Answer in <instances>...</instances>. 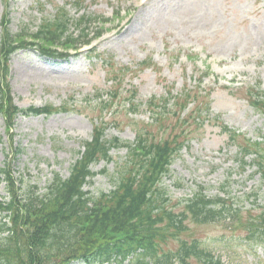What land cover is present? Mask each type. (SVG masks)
<instances>
[{"label": "rangeland", "instance_id": "obj_1", "mask_svg": "<svg viewBox=\"0 0 264 264\" xmlns=\"http://www.w3.org/2000/svg\"><path fill=\"white\" fill-rule=\"evenodd\" d=\"M67 1L72 0H9L12 31L16 34L25 26L34 31L44 17H52ZM139 1L85 0L80 8L68 6L72 16L79 10L112 20L106 28L114 29V35L99 43L96 50L99 55L78 54L65 60L47 58L33 49L13 54L10 83L16 103L42 106L70 100L81 111L19 116L14 137L22 150L13 162L15 176H24L31 185H38L39 193L46 190L56 173L64 178L69 176L70 167L82 150L81 140L92 136L95 117L99 114L94 109L97 92L107 97L118 88L119 101L137 93L134 100L142 102L140 113L133 115V119L123 110L108 116L115 122L107 130L109 138L119 136L134 141L138 130L152 121V112L146 106L148 100L152 96L166 97L170 91L176 95L188 86L201 92L199 100L181 117L198 105L211 108L205 111L208 116H201L200 111L194 113L207 121L199 128L191 126L189 141L163 180L162 186L171 197L167 205L181 211L185 202L178 204L179 199L191 197L203 185L209 197L225 196L228 192L240 196L244 192H256L258 197L246 200L245 196L239 201L243 209L257 207L252 212L259 214L264 205V183L260 174L251 176L255 166L242 169L238 146L229 143L222 125L227 124L253 138L264 135V114L250 104L247 95L250 86L264 90V0H150L146 5ZM5 5V0H0V20ZM115 11L120 12V18H114ZM101 26L100 20L93 23L91 35ZM149 56L161 67L160 71L156 67H137ZM189 56H197L195 63L200 70L209 69L203 80L195 64L187 59ZM126 65L131 66L129 71ZM118 75L122 79L120 83L114 79ZM224 84L229 87H222ZM85 97L94 99L88 101ZM87 102L94 108L86 105ZM175 122L176 118L169 124ZM152 131L157 133L158 128L154 126ZM0 134L4 136L0 140L2 165L7 157L3 148L8 145L2 115ZM169 134L170 129L161 135ZM126 153L125 148L113 150L114 160L96 163L93 170L97 174L85 189L95 196L112 190ZM2 197H7V191L0 174ZM187 221L191 230L183 237L192 238L195 232L226 264H264V245L248 242L247 224L233 229L229 228V221L211 225ZM178 246L179 240L172 239L166 248L175 251ZM194 264L197 263L194 261Z\"/></svg>", "mask_w": 264, "mask_h": 264}, {"label": "trees", "instance_id": "obj_2", "mask_svg": "<svg viewBox=\"0 0 264 264\" xmlns=\"http://www.w3.org/2000/svg\"><path fill=\"white\" fill-rule=\"evenodd\" d=\"M84 20L85 17L79 21L73 19L61 7L56 16L45 20L33 36L50 43H71L75 38L67 34L69 25L74 22L81 25ZM9 22L6 14L0 61L3 84L7 81L10 56L18 49L33 47L45 55H56L51 49L27 42L13 46L14 35L7 28ZM151 64L150 60H146L140 66ZM115 79L121 82V76ZM6 89L0 83V112L4 114L9 129L19 112L30 115L76 110L66 101L61 107L48 104L21 109L13 103L10 91ZM193 92L192 89H184L171 99L162 97L158 100L153 96L148 103L153 111V122L144 124L143 129L138 130L135 144L123 142L118 137L112 140L105 138L106 125L102 122L107 123L105 116L108 113H115L118 94L101 100L92 140L82 142L85 151L72 164L69 177L64 179L55 175L42 197L36 194L33 187H26L24 196L11 174L10 163L1 166L9 200H0V264H70L75 260H83L86 264H194V261L197 264H226L221 257H214L197 234L192 238L183 237L191 228L186 220L196 225L234 220L241 215V208H235L234 203L223 198L209 199L200 191L195 200H189L184 205L183 211L176 212L166 205L170 198L160 185L163 176L170 172L178 151L188 140L191 126L199 128L205 123L206 118L194 116L195 112L202 110L200 105L181 117L191 103L199 100V94ZM248 93L250 103L264 113L262 92H256L257 97L253 96L251 89ZM170 100H174L171 108L168 107ZM128 103L131 112H139V104L131 98ZM174 118L176 122L169 124ZM154 126L158 128L157 133L152 131ZM223 128L229 134L230 142L238 145L242 166L249 163L246 157L255 154L250 164L257 165V172L264 180V140L252 141L226 125ZM169 129V136L161 135ZM177 129L180 131L176 132ZM121 146L128 147L129 152L127 161L118 170L116 188L94 198L83 189L87 178L94 174L90 165L101 159L111 161L113 158L109 151ZM88 201L94 204L89 206ZM257 217L259 227L249 231L248 239L251 241L264 240V212ZM192 230L195 231V228L192 227ZM172 238L179 240L175 251L166 248Z\"/></svg>", "mask_w": 264, "mask_h": 264}]
</instances>
